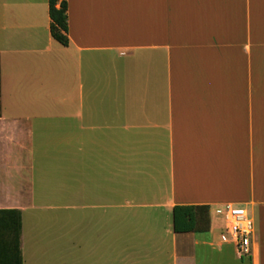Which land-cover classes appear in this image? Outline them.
<instances>
[{
    "label": "crops",
    "instance_id": "obj_1",
    "mask_svg": "<svg viewBox=\"0 0 264 264\" xmlns=\"http://www.w3.org/2000/svg\"><path fill=\"white\" fill-rule=\"evenodd\" d=\"M0 0V144L21 264H264V0ZM243 207L254 252L220 241ZM207 230L175 232L173 208Z\"/></svg>",
    "mask_w": 264,
    "mask_h": 264
},
{
    "label": "trees",
    "instance_id": "obj_2",
    "mask_svg": "<svg viewBox=\"0 0 264 264\" xmlns=\"http://www.w3.org/2000/svg\"><path fill=\"white\" fill-rule=\"evenodd\" d=\"M48 15L52 39L67 46V0H48ZM208 216L205 206H176L173 208V229L175 232L207 230ZM19 232V212L0 209V264H21Z\"/></svg>",
    "mask_w": 264,
    "mask_h": 264
},
{
    "label": "built area",
    "instance_id": "obj_3",
    "mask_svg": "<svg viewBox=\"0 0 264 264\" xmlns=\"http://www.w3.org/2000/svg\"><path fill=\"white\" fill-rule=\"evenodd\" d=\"M215 213L222 218L224 224L220 241L232 244L239 258H251L254 252L255 227L247 210L240 206L226 204L217 208Z\"/></svg>",
    "mask_w": 264,
    "mask_h": 264
},
{
    "label": "rangeland",
    "instance_id": "obj_4",
    "mask_svg": "<svg viewBox=\"0 0 264 264\" xmlns=\"http://www.w3.org/2000/svg\"><path fill=\"white\" fill-rule=\"evenodd\" d=\"M0 198H5V143L0 144Z\"/></svg>",
    "mask_w": 264,
    "mask_h": 264
}]
</instances>
